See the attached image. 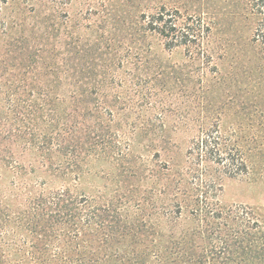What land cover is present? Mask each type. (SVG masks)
Listing matches in <instances>:
<instances>
[{"label": "rangeland", "instance_id": "obj_1", "mask_svg": "<svg viewBox=\"0 0 264 264\" xmlns=\"http://www.w3.org/2000/svg\"><path fill=\"white\" fill-rule=\"evenodd\" d=\"M247 1L0 0V264L75 254L99 234L84 225L74 235L37 204L58 189L87 208L109 206L112 228L165 231L167 160L184 164L208 127L241 126L255 138L248 174L221 175L217 198L264 215V126L254 104H264V66ZM161 6L201 18L205 54L168 49L146 29L142 15ZM91 251L116 253L105 244Z\"/></svg>", "mask_w": 264, "mask_h": 264}, {"label": "trees", "instance_id": "obj_2", "mask_svg": "<svg viewBox=\"0 0 264 264\" xmlns=\"http://www.w3.org/2000/svg\"><path fill=\"white\" fill-rule=\"evenodd\" d=\"M247 3L257 18L251 41L264 66V0ZM142 16L146 29L160 35L166 48L182 45L192 54L196 51L193 56L205 54L209 29L200 17H183L165 6ZM261 103L254 104L264 126ZM242 131L237 126L224 134L218 126L208 127L190 141L184 164L167 160L161 183L165 231L140 224L112 228L109 206L103 210L87 208V200L69 189L39 196L37 204L53 210L50 216L64 222L74 235L81 234L84 225L90 229L95 226L102 235L94 238L91 234L93 238L75 254L32 257L29 264L53 260L62 264H264V215L247 205H223L217 198L221 175L235 178L249 172L248 152L256 147L255 138H244ZM104 244L115 248L116 253L98 257L91 251Z\"/></svg>", "mask_w": 264, "mask_h": 264}]
</instances>
